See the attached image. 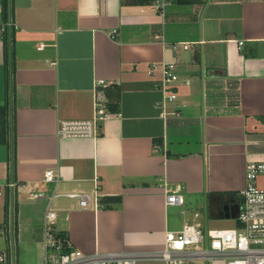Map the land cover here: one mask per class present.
<instances>
[{"label":"crops","instance_id":"1","mask_svg":"<svg viewBox=\"0 0 264 264\" xmlns=\"http://www.w3.org/2000/svg\"><path fill=\"white\" fill-rule=\"evenodd\" d=\"M10 15L0 180L18 184L0 194V264H40L47 209L74 247L137 264H166L155 256L166 232L199 208L211 214L212 194L217 213H237L247 162L264 160V0H180L164 13L152 0H9ZM164 62L178 74L165 114ZM97 94L109 112L99 134L60 135L61 120L94 116ZM47 169L60 180L46 181ZM177 185L185 201L168 204ZM70 190L90 193V205ZM39 192L57 195L48 205Z\"/></svg>","mask_w":264,"mask_h":264},{"label":"built area","instance_id":"2","mask_svg":"<svg viewBox=\"0 0 264 264\" xmlns=\"http://www.w3.org/2000/svg\"><path fill=\"white\" fill-rule=\"evenodd\" d=\"M180 0H152L156 9L164 13L167 6ZM4 1L0 0V25L3 29L11 31L17 25L11 15L6 16ZM156 38H163L162 32L155 34ZM40 47L43 45L40 44ZM177 45L174 44V47ZM188 47V43H184ZM163 74L159 87L165 93L163 103L165 114L166 99L174 101L178 98V92L171 90L167 85L169 81L178 78L176 64L164 62L161 66ZM112 84L111 80L99 78L97 87H105ZM102 90L101 88L99 91ZM97 94L94 116L89 119H63L60 122L59 133L62 136H95L99 134L100 121L108 115V111L100 110L105 102ZM264 173V160H250L246 164V184L239 191L236 225L232 227L212 228L200 220H197L199 211L195 212V219L186 222L182 228L169 229L166 232L165 248L155 253L161 257L166 264H264V187L257 184V177ZM45 180L58 182L60 175L54 169H47ZM17 181L14 179L5 184L0 180V194L4 193L3 185L14 191ZM36 193V196H46L48 205L57 195ZM64 194L78 198L81 207L90 205L91 194L86 191L70 190ZM184 194L181 185H177L167 194L168 204L184 203ZM206 216L208 207L205 209ZM57 212L47 209L45 214V253L40 264H137V255L130 253H85L74 247L68 235L62 233L55 227ZM154 255V254H153ZM2 260V259H0Z\"/></svg>","mask_w":264,"mask_h":264},{"label":"rangeland","instance_id":"3","mask_svg":"<svg viewBox=\"0 0 264 264\" xmlns=\"http://www.w3.org/2000/svg\"><path fill=\"white\" fill-rule=\"evenodd\" d=\"M198 211L200 214L197 217V220H200L204 223L207 222V225L209 227L212 228L232 227L236 225V214H237L236 211H229V213H227V211H223L221 214L217 213L215 215L207 212V216L204 207L199 208ZM9 237H10V232H9Z\"/></svg>","mask_w":264,"mask_h":264},{"label":"water","instance_id":"4","mask_svg":"<svg viewBox=\"0 0 264 264\" xmlns=\"http://www.w3.org/2000/svg\"><path fill=\"white\" fill-rule=\"evenodd\" d=\"M210 208H211V214H217V209H218V204L215 202V199H214V195L212 194L211 195V201H210ZM238 208V207H237ZM237 216V214H236ZM12 242H13V248H15L14 246V239L12 238ZM14 264H15V260H14Z\"/></svg>","mask_w":264,"mask_h":264},{"label":"trees","instance_id":"5","mask_svg":"<svg viewBox=\"0 0 264 264\" xmlns=\"http://www.w3.org/2000/svg\"><path fill=\"white\" fill-rule=\"evenodd\" d=\"M4 1V5H5V12L8 14V4H9V0H3Z\"/></svg>","mask_w":264,"mask_h":264}]
</instances>
